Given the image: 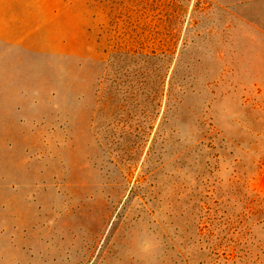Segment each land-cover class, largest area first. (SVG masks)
I'll list each match as a JSON object with an SVG mask.
<instances>
[{"label": "rangeland", "instance_id": "1", "mask_svg": "<svg viewBox=\"0 0 264 264\" xmlns=\"http://www.w3.org/2000/svg\"><path fill=\"white\" fill-rule=\"evenodd\" d=\"M0 264H264V0H0Z\"/></svg>", "mask_w": 264, "mask_h": 264}]
</instances>
